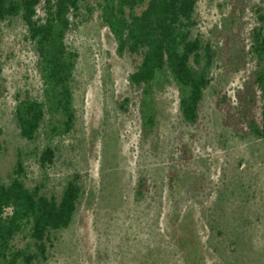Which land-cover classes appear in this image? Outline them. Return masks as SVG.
Wrapping results in <instances>:
<instances>
[{
	"label": "rangeland",
	"instance_id": "obj_1",
	"mask_svg": "<svg viewBox=\"0 0 264 264\" xmlns=\"http://www.w3.org/2000/svg\"><path fill=\"white\" fill-rule=\"evenodd\" d=\"M100 1L85 0L94 14L66 38L79 54L76 124L53 138L56 159L46 169L35 148L49 138L24 140L15 120L17 100L43 99L38 56L20 19L0 25V180H9L21 156L28 186L59 195L77 175L83 190L72 224L57 233L44 264H264V140L237 133L218 106L223 95L235 104L254 69L249 63L237 70L236 55L248 48L255 7L264 9V0H247L243 13L233 0L199 1L197 33L219 53L199 122H183L178 89L165 81L152 89L148 132L145 95L129 81L140 58L117 55ZM141 177L147 191L138 199Z\"/></svg>",
	"mask_w": 264,
	"mask_h": 264
},
{
	"label": "trees",
	"instance_id": "obj_2",
	"mask_svg": "<svg viewBox=\"0 0 264 264\" xmlns=\"http://www.w3.org/2000/svg\"><path fill=\"white\" fill-rule=\"evenodd\" d=\"M200 0H101L97 7L103 24L117 44V55L140 58L129 76L132 86L142 88L143 126L154 125L152 89L165 81L179 92V112L184 123L195 126L200 107L212 82L218 49L197 33V6ZM244 12L247 0H233ZM85 0H0V25L20 19L27 38L38 56L43 99L25 96L17 100L15 120L24 140L35 143L42 133L49 138L43 148H35L43 169L55 163L57 148L53 138L69 135L75 128L74 72L79 54L66 42L70 31L88 22L93 7ZM42 6L44 16H38ZM85 7L88 15L82 14ZM256 23L249 32L248 48L236 55L237 70L253 63L254 69L236 102L223 95L224 122L237 133L264 140V9L255 7ZM2 67L0 64V78ZM146 97H150L147 99ZM260 108L261 117L257 110ZM21 156L8 181L0 180V264H44L57 241V233L70 227L83 190L77 175L67 181L61 193L48 194L42 185L28 186ZM147 191L144 177L136 195ZM22 242V245L21 243Z\"/></svg>",
	"mask_w": 264,
	"mask_h": 264
}]
</instances>
